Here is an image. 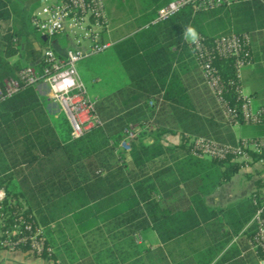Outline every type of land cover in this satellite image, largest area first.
<instances>
[{"label":"trees","instance_id":"16d2710c","mask_svg":"<svg viewBox=\"0 0 264 264\" xmlns=\"http://www.w3.org/2000/svg\"><path fill=\"white\" fill-rule=\"evenodd\" d=\"M169 1H105L109 28L112 23L134 28L113 47L122 48L121 59L136 60L129 83L96 102L100 124L79 138L71 137L63 113L48 112V99L34 86H23L0 102V190L5 194L0 230L20 218L41 227L52 253L35 258L77 264L94 254L96 262L109 260L106 264H211L234 237L242 236L247 248L254 234L248 224L258 208L253 199L260 202L259 193L224 208L208 207L205 198L242 167L230 159L191 156L190 138L231 144L235 134L204 85L185 34L194 28L208 46L224 35L249 36L264 29V3L234 0L229 7L207 10L185 6L151 25ZM23 2L0 0V83L18 79L28 65L35 64L39 72L43 66L34 43L47 44L30 23L41 0L29 10ZM244 52L250 60V44ZM20 53L25 64L11 60ZM214 65L223 81L237 82L232 59L218 58ZM231 92L226 98L237 105ZM160 93L164 105L156 112L149 103ZM135 125L141 131L126 159L115 152ZM166 135L178 136L179 144L165 146ZM254 158L264 160V150ZM255 186L261 187L259 180ZM148 230L156 233L158 247L146 244ZM15 251L31 255L27 247Z\"/></svg>","mask_w":264,"mask_h":264},{"label":"built area","instance_id":"2783aa9c","mask_svg":"<svg viewBox=\"0 0 264 264\" xmlns=\"http://www.w3.org/2000/svg\"><path fill=\"white\" fill-rule=\"evenodd\" d=\"M105 1L41 0L40 6L33 11L30 18L35 35L39 39L46 38L45 48H40L39 43H34V47L41 54L39 60L43 64L41 72L32 64L20 70L18 79L3 80L0 83V102L16 94L23 86H34L38 93H42L40 87H44L45 93L50 95L66 117L73 139L99 125L95 112L97 100L87 97L78 65L114 45L108 36L110 28ZM260 1L264 3V0ZM233 2L234 0H170L157 10L151 25L168 20L185 6H191L194 10H207L222 5L229 7ZM57 40H64V45L57 43ZM55 41L61 52L53 46L52 43ZM248 44V35L236 34L220 36L211 46H208L199 35H196L195 40L188 42L204 85L226 122L233 128L261 124L264 115L262 109L254 107L252 98L243 93L240 84V71L250 61L248 53L244 52ZM218 58L234 61L237 82L222 80L214 65ZM230 91L237 105H232L227 100ZM140 131L137 126H129L116 152L127 148L130 150V143L137 138ZM190 145L191 156L200 160L230 159L231 162L239 163L241 169L245 170L256 163L264 164L263 159L254 158V155H259L264 150V138L238 136L233 143L223 144L196 136L190 138ZM4 197V191L0 190V201ZM259 197L260 202L256 198L253 199L258 208L248 224L253 225L254 234L247 239V247L250 252L264 254V192ZM45 240L41 227H33L22 218L10 227H3L0 230V247L10 252L27 247L32 255L41 256L44 252L50 255L52 249L45 248Z\"/></svg>","mask_w":264,"mask_h":264},{"label":"crops","instance_id":"0c3cea01","mask_svg":"<svg viewBox=\"0 0 264 264\" xmlns=\"http://www.w3.org/2000/svg\"><path fill=\"white\" fill-rule=\"evenodd\" d=\"M111 28L109 30V38L114 42V44L121 42L122 38H118V29L120 28V23L111 24ZM186 42H190L192 37L185 34ZM57 43L60 45H64V40H57ZM56 41L53 42V46L55 49H58V52H61V49L57 47ZM249 44H250V61L249 64L242 67L240 71V84L243 88V93L252 98V102L256 109H262L264 112V29L255 30L249 35ZM116 48V47H111ZM87 79V78H86ZM96 79L95 81H97ZM130 81V74H129ZM128 81V83H129ZM126 83V84H128ZM125 84V85H126ZM124 85V86H125ZM121 88V87H120ZM248 92H244L246 90ZM42 96V93H39ZM104 99V98H103ZM151 102L152 105L155 106L156 112L163 107L164 102L161 99V93L158 94ZM154 103V104H153ZM155 117V116H154ZM264 126V120L261 123ZM136 126V125H135ZM245 126V125H243ZM231 127L234 132L235 128L240 129L241 127ZM150 130H153V127L150 125ZM235 134V133H234ZM235 137H238L235 135ZM245 137V136H240ZM246 138H264V132L261 136L257 137H246ZM162 143L165 146H174L179 144L178 136L166 135L162 139ZM121 154L129 159V149H122ZM117 153V152H115ZM243 170L242 175H244V179H247L249 182L244 183V180H241L242 186H238L235 188L233 180L238 176L239 172L234 175L230 181L219 186L216 191L205 198V203L208 207L216 208L221 207L224 208L230 204H234L239 202L247 197H249L252 192L255 190L259 193V195L264 192V165L254 164L250 169H241ZM260 181L261 187L257 188L255 186V181ZM238 181V180H237ZM249 184V185H247ZM235 185V186H234ZM152 233L146 232L144 237L146 239V244L150 245L151 248H156L160 245L159 239L156 233L151 230ZM242 236H237L232 239V241L225 247L223 251H221L217 257L212 261L211 264H264V258L260 259L257 254L250 252L248 247L245 248V244L240 240ZM244 238V237H243ZM140 240L138 241V244ZM247 245V240H246ZM109 247H113L109 245ZM94 255V254H93ZM91 255L89 258L84 259L90 261L89 264H106L109 260L102 257L99 262H96L94 256ZM28 253H22L20 251H0V264H53L52 262L45 261L40 258H35L31 260ZM84 260L79 261L78 263L83 262ZM131 263V261L126 262V264Z\"/></svg>","mask_w":264,"mask_h":264},{"label":"rangeland","instance_id":"374dc122","mask_svg":"<svg viewBox=\"0 0 264 264\" xmlns=\"http://www.w3.org/2000/svg\"><path fill=\"white\" fill-rule=\"evenodd\" d=\"M35 0H24L25 8L27 10L30 9L31 5ZM128 24H121L118 29V38L125 39L129 37L134 28L127 30L125 27ZM7 24H3L2 28H6ZM36 37V36H35ZM35 50L36 49L35 47ZM39 51V50H38ZM122 48H110L103 53L94 56L90 59H87L81 62L78 65L79 74L85 84L87 97L91 100H101L103 98H107L111 96L118 88L123 87L129 81V70H131L132 62L136 59H121L122 56ZM13 62H20L21 64H25V56L23 54H18L17 57L11 59ZM87 78V79H86ZM98 79L97 81H95ZM40 91L42 92L43 98H47V109L51 115H57L62 113L59 107L53 102L50 98V95L46 92L45 88L40 87ZM44 92V93H43ZM244 92H248L247 89ZM264 132V126L261 124L257 125H246L241 127L240 129L235 128L234 133L236 136H245V137H257L261 136ZM117 154V153H116ZM243 170L239 171V174L233 180V183L236 187H240L243 184L241 180H244V183L249 182L247 179H244V175H242ZM238 180V181H237ZM249 185V184H247ZM147 232L152 233L151 230ZM111 244V243H110ZM31 260H34L35 257L31 254L29 256ZM37 261V260H34ZM90 261L84 260L81 263L77 264H89Z\"/></svg>","mask_w":264,"mask_h":264},{"label":"clouds","instance_id":"9594fccd","mask_svg":"<svg viewBox=\"0 0 264 264\" xmlns=\"http://www.w3.org/2000/svg\"><path fill=\"white\" fill-rule=\"evenodd\" d=\"M186 35L191 36L192 39L195 40L197 34H196V31H195L194 28H192V27H188V28H187V32H186Z\"/></svg>","mask_w":264,"mask_h":264},{"label":"water","instance_id":"95a60500","mask_svg":"<svg viewBox=\"0 0 264 264\" xmlns=\"http://www.w3.org/2000/svg\"><path fill=\"white\" fill-rule=\"evenodd\" d=\"M41 40H42L43 42H46V38H45V37H42Z\"/></svg>","mask_w":264,"mask_h":264}]
</instances>
